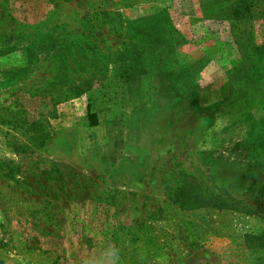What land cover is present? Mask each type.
Listing matches in <instances>:
<instances>
[{"label": "rangeland", "instance_id": "374dc122", "mask_svg": "<svg viewBox=\"0 0 264 264\" xmlns=\"http://www.w3.org/2000/svg\"><path fill=\"white\" fill-rule=\"evenodd\" d=\"M215 1L0 0V264H264V67Z\"/></svg>", "mask_w": 264, "mask_h": 264}, {"label": "trees", "instance_id": "16d2710c", "mask_svg": "<svg viewBox=\"0 0 264 264\" xmlns=\"http://www.w3.org/2000/svg\"><path fill=\"white\" fill-rule=\"evenodd\" d=\"M201 7L205 15L209 14L207 16L216 19H227L233 25L237 26L240 31V35L237 37V43L242 54V62L239 63L238 68L231 70L230 73L234 72L237 69L239 74L237 77L238 79H241L244 76L243 74L248 71L245 69V67L247 68L246 64L250 65V67H264V44L257 45L253 42L252 27L245 26L246 28L242 27V30H240L239 25H248L255 19H261L264 21V0H225L222 3H218L217 1H215L214 5H212L211 8L209 7V9H207L205 3L201 2ZM248 44L250 45L251 49L246 52L245 48L248 46ZM237 87L239 88L240 86ZM251 88L252 86L249 87V89ZM257 88L261 87L257 86ZM240 90L242 89L240 88ZM43 134L45 133H38L37 136L40 137L43 136ZM183 206L186 207L185 203H182V205L180 204L179 207ZM259 236H256L255 238H258ZM140 237L144 240H147V242L150 245L155 246V248L156 246H158V243L154 242V240H158V237H156L152 233V231L143 230ZM248 237L254 238L253 235H250ZM263 237L264 234L260 236V238ZM255 247L264 249V238L263 240H260V242H256Z\"/></svg>", "mask_w": 264, "mask_h": 264}]
</instances>
